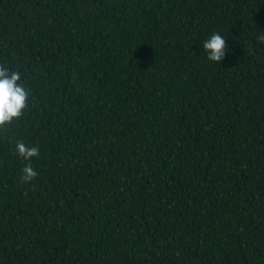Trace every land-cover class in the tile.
I'll return each instance as SVG.
<instances>
[{"label": "trees", "instance_id": "trees-1", "mask_svg": "<svg viewBox=\"0 0 264 264\" xmlns=\"http://www.w3.org/2000/svg\"><path fill=\"white\" fill-rule=\"evenodd\" d=\"M261 34L264 0H0V264H264Z\"/></svg>", "mask_w": 264, "mask_h": 264}, {"label": "clouds", "instance_id": "clouds-1", "mask_svg": "<svg viewBox=\"0 0 264 264\" xmlns=\"http://www.w3.org/2000/svg\"><path fill=\"white\" fill-rule=\"evenodd\" d=\"M260 42H264V34L257 37ZM203 48L207 52V58L213 62H222L228 51V43L219 33H213L204 43ZM21 81L18 71H10L3 64H0V129L11 124L14 120H19L24 110L28 106L29 90ZM15 152L25 160H31L39 156L37 146L26 145L17 140ZM21 181L29 183L34 180L38 173L31 164L25 165L22 169Z\"/></svg>", "mask_w": 264, "mask_h": 264}]
</instances>
